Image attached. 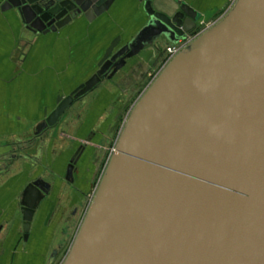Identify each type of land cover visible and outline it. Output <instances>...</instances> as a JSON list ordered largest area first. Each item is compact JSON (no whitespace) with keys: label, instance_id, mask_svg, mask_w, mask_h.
<instances>
[{"label":"water","instance_id":"95a60500","mask_svg":"<svg viewBox=\"0 0 264 264\" xmlns=\"http://www.w3.org/2000/svg\"><path fill=\"white\" fill-rule=\"evenodd\" d=\"M139 1L147 25L35 136L143 52L197 28L199 13L182 1L160 0L163 11L159 0ZM114 2L8 0L2 10L19 9L29 30L47 34L82 15L94 20ZM50 188L37 180L23 192L25 240ZM63 264H264V0H237L137 101Z\"/></svg>","mask_w":264,"mask_h":264},{"label":"crops","instance_id":"0c3cea01","mask_svg":"<svg viewBox=\"0 0 264 264\" xmlns=\"http://www.w3.org/2000/svg\"><path fill=\"white\" fill-rule=\"evenodd\" d=\"M7 1L0 0V149L12 150L14 157L8 168L5 165L0 169V264H50L54 252L60 253L64 247L69 236L65 233L67 228L70 233L75 231V237L78 235L86 213L82 211L76 221L73 218L78 208L85 205L93 187L94 156L93 152L87 154L76 183L68 184L63 166L68 164L75 148L71 143L64 148L62 139L59 140L68 133V125L63 123V129H57L58 137L53 135L55 129L50 136H35L36 128L66 96L130 43L147 25L148 16L139 0H115L107 12L94 20L82 15L56 32L40 34L28 29L19 9L3 11ZM179 1L194 8L204 21L224 15L231 0ZM154 7L164 10L160 0ZM158 45L164 51V41ZM152 51L150 60L140 57L141 61H130L112 79L105 80L109 83L103 81L91 93V100L83 103L87 114L78 115V134L87 137L97 132L99 121L118 115L115 110L111 116L112 99L133 95L134 88L142 85L157 65L159 52ZM109 123L112 125V120ZM104 133L97 141L103 140ZM32 146L39 148L36 156L16 155L15 151ZM36 179L51 188L39 204L25 240L22 195ZM71 209L73 212L68 214Z\"/></svg>","mask_w":264,"mask_h":264},{"label":"rangeland","instance_id":"374dc122","mask_svg":"<svg viewBox=\"0 0 264 264\" xmlns=\"http://www.w3.org/2000/svg\"><path fill=\"white\" fill-rule=\"evenodd\" d=\"M233 0L230 1V6L228 7V11L229 9L232 7V2ZM225 12L224 15L222 16H215L210 20H202L199 19V21L197 22V28L193 31L195 32V34H200L206 30H208L209 28H212L214 25H216L226 14L227 12ZM161 49V53L159 52L158 56H157V65L154 66L151 71H149V73L147 74V77L144 79V81L142 82V85L135 87V92H132L133 95H129V96H117V98H113V102H111V116H114L115 114V110H118L117 112V116L116 117H106L105 119H103L102 121H99V123L96 124V131L95 132L97 134V136H95V138L93 140L90 141L89 143V149L92 153V155L94 156V181H93V187L91 188V191L89 192L88 196H87V201L85 203L84 206H82L81 208H78V212L76 213V216L73 218V221L78 220L81 217L82 211H84V213H86L89 203H90V198L93 195V191L96 188V186L98 185L99 181L101 180V177L104 174V171L106 169L109 157L111 155L112 150L114 149L119 136L121 134L122 128L124 126V123L129 115V113L131 112V110L133 109V107L135 106V104L137 103V101L142 97L143 93L146 92L148 86L150 85L151 81L153 80L154 76L157 74V72L160 70V67L162 65V61L164 59L165 56V52L163 51V47H160ZM153 49H150L149 51H145L142 53V55H140L139 57L133 59L135 61H141L140 57H143V61H148L150 60V58L154 55L152 52ZM139 59V60H137ZM109 83L108 81H105V84ZM103 85V84H101ZM95 91V90H94ZM93 91V92H94ZM92 93V92H91ZM88 94L87 96H85L83 99L75 102L67 111V113L63 116V118L58 122V124L52 128H49L48 130H46L42 136H50L52 135V130H56L55 134L53 133V135H55V137H58L59 133L57 132V129L59 130V128H62L63 123L68 125V133H64L62 138H59V140L62 139L64 146L66 144V146L68 145V143H71L72 147H76L77 145L81 144L82 142H85L87 137H85L84 134H78L79 131H77V126L79 125L78 121V115H81V117H84L87 114V109H85L83 103L87 102L91 100L93 94ZM125 99V100H124ZM128 113V115H127ZM127 115V116H126ZM112 120V125L109 123ZM109 125H111L109 127ZM56 127V128H55ZM63 129V128H62ZM101 132H105L104 135L102 136V139H100V141H97V138L100 137V133ZM104 141V142H103ZM100 142V143H99ZM103 142V143H102ZM38 145V143H37ZM66 146L64 148H66ZM38 146H32L29 149H25V151H15L16 155L19 156V154H26L27 156H36L38 153ZM64 150V149H63ZM62 150V151H63ZM60 150H58L59 152ZM12 150H6V149H0V169L4 168L5 165L8 166L9 162L11 161L12 157H14V153H12ZM61 152V151H60ZM59 154V153H58ZM66 166L68 169V165H64L63 168H65L66 170ZM12 166L9 168L11 169ZM16 170V169H15ZM90 170V169H89ZM49 179V177H47ZM73 212V209L68 211V214ZM75 232V231H74ZM71 231H69V228H67V230L65 231L66 235L68 236L67 239H65V243H64V247L60 252V255L58 257V259L56 260V262L54 264H60L61 261L63 259H65L66 255L68 254V252L70 251L74 241H75V233ZM64 261V260H63Z\"/></svg>","mask_w":264,"mask_h":264},{"label":"built area","instance_id":"2783aa9c","mask_svg":"<svg viewBox=\"0 0 264 264\" xmlns=\"http://www.w3.org/2000/svg\"><path fill=\"white\" fill-rule=\"evenodd\" d=\"M237 0H233L232 2H236ZM233 5V4H232ZM210 29V28H209ZM208 29V30H209ZM207 31V30H206ZM206 31L200 33V34H195V32H192L188 37L187 39L185 40H182V41H179L177 44H173L169 47H166L165 48V56H164V59L162 61V65L160 67V70L157 72V74L154 76L153 80L151 81L150 85L148 86V88L152 85V83L157 79V77L161 74V72L168 66V64L179 54L181 53L182 51H184L187 47H189L197 38H199L203 33H205ZM147 88V90H148ZM146 90V91H147ZM144 94V93H143ZM117 145V143H116ZM116 145L114 147V149L112 150L111 152V155L109 157V160H108V163L112 157V155L115 153V150H116ZM107 163V165H108ZM102 178V177H101ZM100 183V181H99ZM99 183L98 185L96 186V188L94 189L93 191V195L91 196L90 198V203H89V206H88V209L86 211V213L88 212L94 198H95V195H96V192H97V189H98V186H99ZM68 255V254H67ZM66 255V256H67ZM64 260V259H63ZM63 260L61 261L60 264H63Z\"/></svg>","mask_w":264,"mask_h":264},{"label":"flooded vegetation","instance_id":"af4514ba","mask_svg":"<svg viewBox=\"0 0 264 264\" xmlns=\"http://www.w3.org/2000/svg\"><path fill=\"white\" fill-rule=\"evenodd\" d=\"M164 44H165V42H164ZM165 47H166V44H165ZM95 136H96V133L94 132V133H90L89 135H87V139H86V141L85 142H82L81 144H79V145H77L76 147H75V149H74V152L71 154V157H70V159H69V161H68V164L70 165V162H71V160L75 157V155L77 154V157H79V159H78V161H77V163H76V165H75V170H74V181L73 182H68L67 180H66V182L68 183V184H71V185H73V184H75L76 183V177H77V175L79 174V171H80V169H81V167L83 166V163H84V159L86 158V156H87V154L89 153V152H91L90 151V149H89V143H90V141L91 140H93L94 138H95ZM76 157V158H77ZM67 164V165H68ZM69 167V166H68ZM7 168H8V166H7ZM67 166H66V174H67ZM66 174H65V179H66ZM37 180H41V179H36L35 181H37ZM60 255V253H59V251H58V254H57V257Z\"/></svg>","mask_w":264,"mask_h":264},{"label":"bare ground","instance_id":"6f19581e","mask_svg":"<svg viewBox=\"0 0 264 264\" xmlns=\"http://www.w3.org/2000/svg\"><path fill=\"white\" fill-rule=\"evenodd\" d=\"M235 3H236V2L233 3V5H232V7L229 9V11L233 8V6H234ZM229 11H228V12H229ZM228 12H227V13H228ZM189 35H190V34H189ZM189 35H188V36H189ZM188 36H187V37H188ZM186 39H187V38H186ZM184 40H185V39H184ZM180 41H182V40H180ZM165 44H166V47H169V46L173 45V44H167V43H165ZM176 44H177V43H176ZM166 47H165V48H166ZM164 52H165V49H164ZM133 108H134V107H133ZM131 111H132V110H131ZM130 113H131V112H130ZM130 113H129V115H130ZM129 115H128V116H129ZM127 119H128V117H127ZM127 119H126V121H127ZM126 121H125V123H126ZM125 123H124V126H125ZM124 126H123V128H124ZM123 128H122V130H123ZM121 132H122V131H121ZM119 137H120V136H119ZM117 142H118V141H117ZM86 214H87V213H86ZM85 216H86V215H85ZM84 218H85V217H84ZM68 253H69V252H68ZM66 257H67V256H66ZM66 257H65V259H66ZM65 259H64V261H65ZM64 261H63V262H64Z\"/></svg>","mask_w":264,"mask_h":264}]
</instances>
